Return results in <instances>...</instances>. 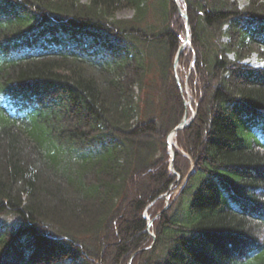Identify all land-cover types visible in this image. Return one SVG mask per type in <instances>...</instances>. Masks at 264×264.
I'll use <instances>...</instances> for the list:
<instances>
[{"label":"trees","instance_id":"trees-1","mask_svg":"<svg viewBox=\"0 0 264 264\" xmlns=\"http://www.w3.org/2000/svg\"><path fill=\"white\" fill-rule=\"evenodd\" d=\"M180 1L173 172L174 0H0V264H264V0Z\"/></svg>","mask_w":264,"mask_h":264},{"label":"rangeland","instance_id":"rangeland-1","mask_svg":"<svg viewBox=\"0 0 264 264\" xmlns=\"http://www.w3.org/2000/svg\"><path fill=\"white\" fill-rule=\"evenodd\" d=\"M242 4H245V0H240ZM133 15V10L132 9H123L121 10L120 12H118V16L121 17V18H128V17H131ZM251 63L256 65L257 67L258 66H262L264 65V62L262 59H259L257 54H255L252 58H251ZM190 68L191 66H187L186 67H180V65L177 67V73H178V77H179V80H180V83L181 85L184 87L185 89V92H184V99L187 100V102H189L191 105L188 106V119L190 120L191 117L193 116V113L195 111V108H194V103H193V96L191 94V88H190V85H189V76H190ZM170 152V151H169ZM7 154V150H6V147H5V144L0 147V159H2L3 157H5ZM177 181L178 182H181L182 183V180L181 178H177ZM182 184H180L181 186ZM180 186L177 188H172L173 189V195H175ZM151 187V182H148V181H145L144 184L142 185V192H145L148 188ZM172 197V195L168 196V198H166L165 202L166 203H169L170 202V198ZM153 234V233H152Z\"/></svg>","mask_w":264,"mask_h":264},{"label":"water","instance_id":"water-1","mask_svg":"<svg viewBox=\"0 0 264 264\" xmlns=\"http://www.w3.org/2000/svg\"><path fill=\"white\" fill-rule=\"evenodd\" d=\"M177 1V0H176ZM180 13L187 19V23H186V39H185V41H184V44L180 47V49H179V51H178V54H177V57H176V61H175V63H176V65L178 64V62H179V58H180V55H181V53H182V51H183V48H184V45L186 44V43H191V41H190V39H189V30H190V23H189V21H188V15H187V12H183L182 10H180ZM177 82H178V85H179V89H180V91H181V93L182 92H184V88H183V86L181 85V83H180V81H179V78L177 77ZM187 116H188V111L186 110V112H185V118H184V120L171 132V134H170V138L173 136V135H175V133L178 131V130H180V129H183L187 124H188V122H187ZM196 116V112H194V114H193V118ZM169 146L171 147V142H170V140H169ZM174 157H175V152L174 151H172V162H171V169L173 170L174 169ZM152 224H153V221L151 220V221H149V224H148V229L152 226ZM141 251H143V250H139L138 252H136L133 256H132V258H131V261H130V264H131V262H132V259H133V257L137 254V253H139V252H141Z\"/></svg>","mask_w":264,"mask_h":264},{"label":"bare ground","instance_id":"bare-ground-1","mask_svg":"<svg viewBox=\"0 0 264 264\" xmlns=\"http://www.w3.org/2000/svg\"><path fill=\"white\" fill-rule=\"evenodd\" d=\"M170 142L172 145H174L175 141H174V137L170 139Z\"/></svg>","mask_w":264,"mask_h":264}]
</instances>
